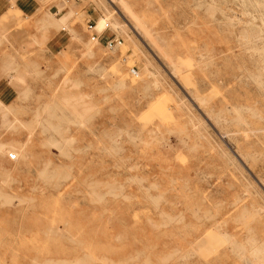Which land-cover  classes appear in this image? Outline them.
Here are the masks:
<instances>
[{
	"label": "rangeland",
	"instance_id": "rangeland-1",
	"mask_svg": "<svg viewBox=\"0 0 264 264\" xmlns=\"http://www.w3.org/2000/svg\"><path fill=\"white\" fill-rule=\"evenodd\" d=\"M125 1L152 37L42 0L76 39L0 102V264H264V1Z\"/></svg>",
	"mask_w": 264,
	"mask_h": 264
},
{
	"label": "crops",
	"instance_id": "crops-1",
	"mask_svg": "<svg viewBox=\"0 0 264 264\" xmlns=\"http://www.w3.org/2000/svg\"><path fill=\"white\" fill-rule=\"evenodd\" d=\"M56 7L42 0H0V102H21L43 73L45 53L58 51L68 38V34H43L40 27L45 11Z\"/></svg>",
	"mask_w": 264,
	"mask_h": 264
},
{
	"label": "bare ground",
	"instance_id": "bare-ground-1",
	"mask_svg": "<svg viewBox=\"0 0 264 264\" xmlns=\"http://www.w3.org/2000/svg\"><path fill=\"white\" fill-rule=\"evenodd\" d=\"M110 2H114L122 11L121 14L122 16H126L128 18L131 19L132 23L134 24V30L137 32H140L141 34L145 35L146 37H149L150 32L147 30V28H145L144 24H142V22L140 21V19L135 15V13L132 11V9H130L129 4L125 1V0H109ZM264 1V0H262ZM64 16L62 17H54L51 18V20L55 23V25H57L61 30L62 33L64 34H68L71 38L76 39L74 37V33L71 31L70 27L68 26V24L64 21ZM98 20L101 22V24L106 27L108 30L110 29L111 31H115L116 35L118 36V31L119 30H123V26L121 28V26L119 25L118 22L116 21H112L108 18L107 15L102 14L100 17H98ZM127 24V23H126ZM152 37V35H150ZM116 37V36H115ZM243 38H245V43H248L250 41V38L246 37V36H242ZM155 38V37H153ZM151 40H154L151 38ZM151 42V41H150ZM153 42V41H152ZM154 42H157L154 40ZM156 44V43H155ZM154 44V45H155ZM157 45V44H156ZM156 47V46H155ZM159 47V46H158ZM157 48V47H156ZM159 50V49H158ZM162 51V50H160ZM159 51V52H160ZM161 53V52H160ZM163 56H165L163 53L161 54ZM166 58V57H165ZM168 64H170L171 66V71L175 72L176 66L175 64H173L172 61L168 60ZM172 72V73H173ZM243 251V250H242ZM253 255L257 256L262 262H264V255H260L259 254V250L258 249H252L251 252Z\"/></svg>",
	"mask_w": 264,
	"mask_h": 264
},
{
	"label": "built area",
	"instance_id": "built-area-1",
	"mask_svg": "<svg viewBox=\"0 0 264 264\" xmlns=\"http://www.w3.org/2000/svg\"><path fill=\"white\" fill-rule=\"evenodd\" d=\"M75 1H78V0H75ZM94 28V25L93 23L90 22V20L87 21V29H93ZM93 36V35H92ZM114 42V41H113ZM112 44V42H109L108 45L110 46ZM10 158H13V155H10Z\"/></svg>",
	"mask_w": 264,
	"mask_h": 264
}]
</instances>
